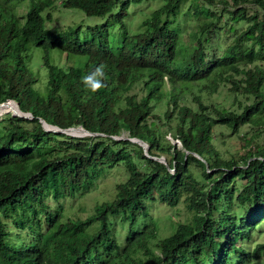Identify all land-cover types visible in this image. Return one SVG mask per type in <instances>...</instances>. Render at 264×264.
<instances>
[{
  "label": "trees",
  "instance_id": "trees-1",
  "mask_svg": "<svg viewBox=\"0 0 264 264\" xmlns=\"http://www.w3.org/2000/svg\"><path fill=\"white\" fill-rule=\"evenodd\" d=\"M57 1L108 14L118 35L106 25L51 31L43 14ZM142 1L0 0V103L32 115L0 118V264H244L264 252L241 245L264 225V0H162L128 32L129 6ZM185 2L196 20L184 45L168 20ZM100 65L105 86L92 92L82 77ZM222 88L243 97L235 109L204 100ZM39 118L97 135L48 132ZM226 134L236 141L223 157ZM112 136L140 139L172 172ZM119 165L124 179L92 214L51 211ZM144 200L180 203L188 219L163 238L155 226L133 229ZM113 215L127 224L122 242Z\"/></svg>",
  "mask_w": 264,
  "mask_h": 264
},
{
  "label": "rangeland",
  "instance_id": "rangeland-1",
  "mask_svg": "<svg viewBox=\"0 0 264 264\" xmlns=\"http://www.w3.org/2000/svg\"><path fill=\"white\" fill-rule=\"evenodd\" d=\"M57 1L52 8L46 11L43 14L44 16V25L48 26L53 32H60L65 29L68 25H79L82 29H85L86 26L98 25L108 27V32L112 34L113 37H116L119 33V28L113 24L110 20L108 14L101 17L94 16H85L78 9H63L58 4ZM162 0H150L142 1L138 4H132L129 6L128 15L125 18L126 27L128 32H133L140 28V20L155 10ZM56 5V6H55ZM188 3L185 2L180 8L176 15L168 20L169 25L172 28H176L180 33V41L182 44H186V36L184 35L187 30H189L195 24L194 14H190L187 11ZM25 7L23 4L16 7V12L20 16V19L23 18L22 13H24ZM111 14V13H110ZM214 49V47L212 48ZM204 100H210L218 106L227 107L229 109H235L238 101H242L243 97L238 96L234 93L227 92L224 88L217 94H213L210 98L205 97ZM11 112H5L0 114L2 115L10 114ZM251 134L253 129L248 127H241L240 133ZM72 137V136H71ZM259 142L264 143V134L260 135ZM166 138L169 139L172 144L176 140H172L168 135ZM236 141L235 135L226 134L223 144L220 145V150L223 153V157L227 156L226 151H233L234 143ZM176 144V148H179V144ZM41 150V149H40ZM43 151V150H41ZM122 166H117L107 171L105 175L96 181V183L90 188V190L82 196V198H72V199H62L61 201L51 202L52 212L58 209V206L61 207V212L65 217H82L92 214L93 206L95 203L101 201H106L111 199L114 192V185L119 181L123 180L125 173L123 172ZM146 216L137 215L134 222L132 223L133 229H142L143 227H154L158 238H163L168 236L175 228L176 222L186 221L188 219V213L184 210L182 204L177 203L174 206H166L157 200H144ZM119 215H113L109 217V221L112 224V236L118 241H124L125 235L127 233L126 222H121L120 218L115 219ZM259 227H257L256 232L250 236L247 240L241 242V245L245 246L246 250H250L253 246L260 242L264 243V225L262 224V231L259 232ZM88 231L97 230L96 225H92L86 228ZM256 261V263H255ZM264 264V252L256 259L245 260L244 264Z\"/></svg>",
  "mask_w": 264,
  "mask_h": 264
},
{
  "label": "water",
  "instance_id": "water-1",
  "mask_svg": "<svg viewBox=\"0 0 264 264\" xmlns=\"http://www.w3.org/2000/svg\"><path fill=\"white\" fill-rule=\"evenodd\" d=\"M5 103H8V104L10 103V104H13L15 106V110H12L11 113H10L11 116L22 117V118H26V119H32V115L30 113H28V112L20 111L19 108H18V104L16 102H14L13 100L6 99V100L2 101L0 103V105L5 104ZM38 122H39L41 128L43 130H45V131H48V132L63 133L65 135H67V136H75V137L88 136V135H91V136L97 135V133L88 132L85 129H83L82 127H80V126L59 128L57 126H54V125L46 123L42 118H39ZM112 138H114V139H128L131 142L137 143L139 146H141L143 154L145 156L150 157V158H152L154 160H157V161L163 163L166 166V168L170 172H172V168H168V166L166 165V161H165V159L163 157H151V156L148 155L147 146L140 139L128 138V137H125V136H112Z\"/></svg>",
  "mask_w": 264,
  "mask_h": 264
},
{
  "label": "clouds",
  "instance_id": "clouds-1",
  "mask_svg": "<svg viewBox=\"0 0 264 264\" xmlns=\"http://www.w3.org/2000/svg\"><path fill=\"white\" fill-rule=\"evenodd\" d=\"M104 65L95 68L94 71L82 77V83L92 92H97L105 86Z\"/></svg>",
  "mask_w": 264,
  "mask_h": 264
},
{
  "label": "bare ground",
  "instance_id": "bare-ground-1",
  "mask_svg": "<svg viewBox=\"0 0 264 264\" xmlns=\"http://www.w3.org/2000/svg\"><path fill=\"white\" fill-rule=\"evenodd\" d=\"M8 103H5V104H2L0 105V107H4V106H7Z\"/></svg>",
  "mask_w": 264,
  "mask_h": 264
}]
</instances>
